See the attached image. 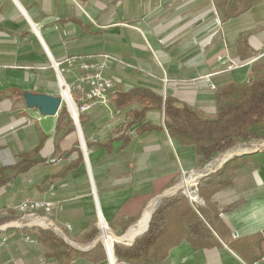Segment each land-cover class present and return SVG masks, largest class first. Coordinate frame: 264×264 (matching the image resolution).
I'll use <instances>...</instances> for the list:
<instances>
[{
	"label": "crops",
	"instance_id": "crops-1",
	"mask_svg": "<svg viewBox=\"0 0 264 264\" xmlns=\"http://www.w3.org/2000/svg\"><path fill=\"white\" fill-rule=\"evenodd\" d=\"M243 4L228 18L218 0H0V223L27 198L55 203L48 227L0 224V264H130L115 249L110 256L99 217L117 242L132 244L148 230L127 237L154 200L156 210L165 199L187 197L171 206L178 225L193 212L180 177L199 169L194 146L170 135L164 108L149 98L123 107L115 101L141 89L215 116L217 88L264 74V0ZM105 54L114 88L107 104L92 103L84 121L79 114L80 127L71 116L70 130H58L59 113L44 115L18 96L60 95L54 63L99 62ZM233 61L242 66L222 72ZM80 72L64 74L78 105ZM130 109H144L145 118L129 121ZM224 165L210 173L220 184L209 206L201 196L198 204L212 223L204 220L209 236L176 228V243L154 264L252 263L233 246L249 254V238L264 231V154ZM249 258L264 264V256Z\"/></svg>",
	"mask_w": 264,
	"mask_h": 264
},
{
	"label": "trees",
	"instance_id": "trees-1",
	"mask_svg": "<svg viewBox=\"0 0 264 264\" xmlns=\"http://www.w3.org/2000/svg\"><path fill=\"white\" fill-rule=\"evenodd\" d=\"M240 3L242 6L244 5L243 0H218V6L228 18L237 14L235 8ZM26 92L22 91L18 94L23 101H25ZM72 92L74 93V90ZM119 94L115 101L118 107L128 106L135 97L143 95L150 99L151 106L164 108V121L170 135L182 143L194 146L199 169L240 143L264 140V74L258 75L251 82L232 83L217 88L215 96L218 109L213 117L188 105L179 104L169 97L164 101L161 96L147 90L136 89L130 93ZM144 109L142 111L130 109L129 113L132 114L129 121L143 120L145 118ZM80 119L84 121V112L80 113ZM72 123L74 122L71 114L64 105L59 112L57 129L70 130L68 128ZM128 134L131 135V133ZM248 156L250 154L235 156L225 163L223 169ZM213 175L209 174L203 177L199 183V194L205 200L206 206H209L208 194L214 191L211 189L220 184ZM186 198L180 193L174 198L165 199L153 213L146 232L138 235L132 244L115 243L114 249L117 258L130 264H154L165 259L168 256V250L176 243L175 237H172L173 230L176 228L188 229L197 238H200V235L202 238L208 237L209 234L202 232L208 229L204 220L212 223L209 221L205 209L198 205L195 208L192 206L193 212L186 216L179 225L172 222L174 214L171 210L172 204ZM8 213L9 215L5 216L0 224L21 217V214L15 209H10ZM249 240L251 253L246 254L236 246L233 248L245 260L253 263L249 255L259 259L264 256V231L250 237Z\"/></svg>",
	"mask_w": 264,
	"mask_h": 264
},
{
	"label": "built area",
	"instance_id": "built-area-1",
	"mask_svg": "<svg viewBox=\"0 0 264 264\" xmlns=\"http://www.w3.org/2000/svg\"><path fill=\"white\" fill-rule=\"evenodd\" d=\"M219 21V18L217 19ZM264 53L260 54L259 56H263ZM112 57L108 54L103 55V59L99 62L93 60L91 57H68L63 64L54 63V67L57 71L58 77L61 76L63 78V74L69 72L71 69L75 68L76 66L80 69V75L77 77L76 80V90L80 94L82 98V102L77 107L78 116L80 112L89 111L92 107V103L100 102L103 104H107L109 101V95L112 89L114 88V80L111 77L105 75V69L108 66V63ZM242 66L240 63L231 62L229 63L222 72L231 71L234 68ZM211 76L207 75L206 80L211 84V87L214 89L215 86L211 82ZM64 79V84L61 85L62 92L63 89H67L70 94L73 91L72 85L69 84L68 81ZM61 83V82H60ZM74 100V99H73ZM2 107L0 105V113H2ZM264 145V144H263ZM222 157V156H221ZM216 161L213 163H209L202 169H190L182 170V176L180 180V186L183 191L189 198L193 206L200 204L202 198L199 195L198 186L200 180L209 175L211 171L213 172L214 169L209 170L210 166L216 164ZM49 163H60L61 160L59 158H52L48 161ZM223 162L220 164L222 165ZM220 165L215 166L216 168ZM193 178L189 187H186L184 183L187 179ZM55 206V203L52 201H44V200H33V199H25L19 205L16 206V210L21 214V217L17 219V221L13 222L11 225H17L22 227H48L50 224V219L46 216L50 213ZM26 219L28 220L25 224H20L18 220ZM6 227V225H5ZM98 228H99V238L104 243L108 250L107 241L110 239L111 235H113V242L112 248L114 249V245L120 239L114 235L113 230L110 224L102 217H99L98 221ZM112 249V253H113ZM109 251V250H108ZM110 253V252H109Z\"/></svg>",
	"mask_w": 264,
	"mask_h": 264
},
{
	"label": "water",
	"instance_id": "water-1",
	"mask_svg": "<svg viewBox=\"0 0 264 264\" xmlns=\"http://www.w3.org/2000/svg\"><path fill=\"white\" fill-rule=\"evenodd\" d=\"M24 99H25V103H26L28 108H36L42 114L50 115V116L57 115L59 113V110H60L61 106L63 105V103H66V106L69 109L73 119L76 121L78 126L80 125L78 112L76 114H73V112L71 111L67 101L64 98L63 92L60 95H51V94H47V93H34L31 91H27L24 95ZM258 151L259 150L249 151L246 153L233 154V155L229 156L228 158H226L223 161V164L228 162L229 160H231L235 156H243L245 154L256 153ZM229 152H230V150L227 151L226 153H224L223 155L225 156ZM217 169H218V167H217Z\"/></svg>",
	"mask_w": 264,
	"mask_h": 264
},
{
	"label": "bare ground",
	"instance_id": "bare-ground-1",
	"mask_svg": "<svg viewBox=\"0 0 264 264\" xmlns=\"http://www.w3.org/2000/svg\"><path fill=\"white\" fill-rule=\"evenodd\" d=\"M58 78H59V81H60L62 77L59 76ZM62 83L64 84V79L62 80ZM63 84H61V85H63ZM63 94H64V98L67 101V103H68L71 111L73 112V114H76L77 113V107H76V105H75V103H74V101L72 99V96H71L70 92L67 89L64 88L63 89ZM259 148H261V145L260 146H253V145H243V146H240V147H238V148L230 151L227 155L222 156L216 162L215 166L220 165L226 158H228L229 156H231L233 154L246 153V152H249L250 150L251 151H255V150H258ZM192 180H193V178L187 179L186 182H185V185L187 187H189L190 184H191V182H192ZM157 203H158V199H156V200H154L152 202V204L150 205V207L145 212V215L143 216L142 221L140 222V224L137 227H135L134 229H132L130 231V233L127 236L128 238H133L135 234H137L139 232H143L144 230L147 229V227L149 225V222H150V219H151V216L154 213V210H155V208L157 206ZM113 237L114 236L111 235L110 239L107 241V245H108V250L110 252V256L112 255V249H113L112 248Z\"/></svg>",
	"mask_w": 264,
	"mask_h": 264
},
{
	"label": "rangeland",
	"instance_id": "rangeland-1",
	"mask_svg": "<svg viewBox=\"0 0 264 264\" xmlns=\"http://www.w3.org/2000/svg\"><path fill=\"white\" fill-rule=\"evenodd\" d=\"M66 74V73H65ZM64 75V74H63ZM65 76V75H64ZM64 76H63V78H64ZM58 81H59V78L57 79ZM66 80V79H65ZM67 81V80H66ZM59 84H60V81L58 82ZM60 93H62V88H61V86H60ZM71 96H72V98L74 99V93L73 92H71ZM74 101H75V99H74ZM75 103H76V101H75ZM63 105H65L66 106V103H63ZM76 105H77V103H76ZM67 107V106H66ZM69 110V109H68ZM70 112V111H69ZM71 114V113H70ZM72 116V115H71ZM264 140H254V141H251V142H245V143H240V144H238V145H236L235 147H233L232 149H229L230 151H232V150H234V149H236V148H238V147H240V146H243V145H253V146H260L261 145V148H259L258 150V152H256V154L257 153H259V154H264ZM228 150V151H229ZM251 151V150H250ZM227 152V151H226ZM225 152V153H226ZM224 154V153H223ZM223 154H221L218 158H216L214 161H216L217 159H220L221 158V156H224ZM249 154H252V153H249ZM245 155H247V154H245ZM214 165L215 164H213V166H210V167H208V168H210L209 170H212V169H214ZM182 176V175H181ZM180 180H181V177H180ZM184 185H185V183H184ZM186 186V185H185ZM187 187V186H186ZM14 209H16V207H14ZM15 221H17V219H15L14 221H12V222H8L9 224H12L13 222H15ZM19 221V223L20 224H25V223H27L28 222V220H26V219H20V220H18ZM15 226H17V225H15Z\"/></svg>",
	"mask_w": 264,
	"mask_h": 264
}]
</instances>
